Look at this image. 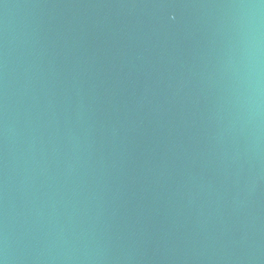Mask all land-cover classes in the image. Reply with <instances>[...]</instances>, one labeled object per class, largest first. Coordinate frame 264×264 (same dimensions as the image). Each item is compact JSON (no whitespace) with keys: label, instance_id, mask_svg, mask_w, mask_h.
<instances>
[{"label":"water","instance_id":"obj_1","mask_svg":"<svg viewBox=\"0 0 264 264\" xmlns=\"http://www.w3.org/2000/svg\"><path fill=\"white\" fill-rule=\"evenodd\" d=\"M0 264H264V0H0Z\"/></svg>","mask_w":264,"mask_h":264}]
</instances>
